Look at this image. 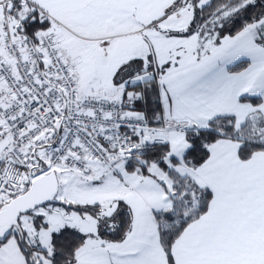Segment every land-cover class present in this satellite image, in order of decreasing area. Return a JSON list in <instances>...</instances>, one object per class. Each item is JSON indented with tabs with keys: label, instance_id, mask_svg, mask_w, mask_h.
I'll return each mask as SVG.
<instances>
[{
	"label": "snow or ice",
	"instance_id": "snow-or-ice-1",
	"mask_svg": "<svg viewBox=\"0 0 264 264\" xmlns=\"http://www.w3.org/2000/svg\"><path fill=\"white\" fill-rule=\"evenodd\" d=\"M0 264H264V0H0Z\"/></svg>",
	"mask_w": 264,
	"mask_h": 264
}]
</instances>
